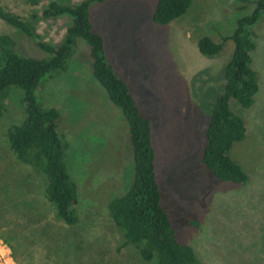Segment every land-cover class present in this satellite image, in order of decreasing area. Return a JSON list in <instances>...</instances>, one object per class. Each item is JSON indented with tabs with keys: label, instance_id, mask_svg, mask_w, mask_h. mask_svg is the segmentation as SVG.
<instances>
[{
	"label": "rangeland",
	"instance_id": "obj_1",
	"mask_svg": "<svg viewBox=\"0 0 264 264\" xmlns=\"http://www.w3.org/2000/svg\"><path fill=\"white\" fill-rule=\"evenodd\" d=\"M253 1L191 0L168 24L153 20L158 0H105L90 7L107 62L150 119L162 204L179 240L192 246L203 264H264V15L254 26L251 66L259 83L254 103L243 107L230 99L246 125L245 138L234 143L230 156L248 180L221 181L202 160L234 51L227 37L252 13ZM44 6L38 0H0L1 9L26 19L40 41L56 46L72 18H43ZM5 33L13 36L19 53L50 56L0 17V34ZM204 36L222 43L221 51L202 54L198 44ZM90 51L88 42L77 38L67 68L47 75L37 90L40 103L61 114L67 169L78 185L74 224L56 216L45 173L17 159L10 148L8 129L25 118L21 88L10 89L0 116V237L14 264H151L134 245L120 248L124 237L109 213L112 199L131 184L134 154L128 122L94 77Z\"/></svg>",
	"mask_w": 264,
	"mask_h": 264
},
{
	"label": "trees",
	"instance_id": "obj_2",
	"mask_svg": "<svg viewBox=\"0 0 264 264\" xmlns=\"http://www.w3.org/2000/svg\"><path fill=\"white\" fill-rule=\"evenodd\" d=\"M103 1L83 0L68 5L38 0L45 5L43 18L64 15L72 18L64 40L56 46L40 41L26 19L0 8L2 19L28 35L50 55L48 58L25 56L17 51L12 35L0 34V116L6 111L10 89L19 87L24 92L22 104L25 118L8 129L10 148L17 159L45 173L46 195L55 205L56 216L74 224L77 221L78 185L67 169V143L58 130L61 114L54 107H44L38 99L37 90L47 75L67 68L77 38L85 39L91 49L93 75L106 89L111 101L122 110L133 147L134 175L131 184L109 204L111 219L124 237L120 248L134 245L141 259L151 264H203L193 247L179 240L172 218L162 204L150 119L140 112L127 82L107 62L103 37L93 29L90 7L93 2ZM190 4L191 0H158L153 20L168 24L183 15ZM253 4L252 13L242 17L234 33L227 37L234 41V51L225 69L224 92L216 100L206 131L202 158L217 179L233 183H245L248 177L230 156L234 143L243 140L246 135L245 121L231 109L230 99L237 100L243 107H250L259 90L258 72L251 63L252 53L257 47L254 26L264 15V0H254ZM198 46L202 54L215 55L221 51L223 44L204 36Z\"/></svg>",
	"mask_w": 264,
	"mask_h": 264
},
{
	"label": "built area",
	"instance_id": "obj_3",
	"mask_svg": "<svg viewBox=\"0 0 264 264\" xmlns=\"http://www.w3.org/2000/svg\"><path fill=\"white\" fill-rule=\"evenodd\" d=\"M0 252H2V255H0V264H14L10 247L1 237H0Z\"/></svg>",
	"mask_w": 264,
	"mask_h": 264
},
{
	"label": "clouds",
	"instance_id": "obj_4",
	"mask_svg": "<svg viewBox=\"0 0 264 264\" xmlns=\"http://www.w3.org/2000/svg\"><path fill=\"white\" fill-rule=\"evenodd\" d=\"M0 255H2V252H0Z\"/></svg>",
	"mask_w": 264,
	"mask_h": 264
}]
</instances>
